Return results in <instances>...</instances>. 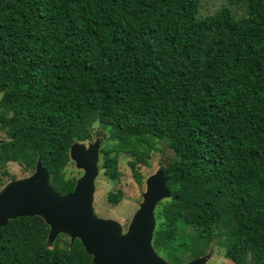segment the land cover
I'll return each mask as SVG.
<instances>
[{
	"label": "trees",
	"instance_id": "16d2710c",
	"mask_svg": "<svg viewBox=\"0 0 264 264\" xmlns=\"http://www.w3.org/2000/svg\"><path fill=\"white\" fill-rule=\"evenodd\" d=\"M241 1L235 19L226 6L198 18L200 0H0V183L7 162L40 160L56 192L72 191L70 146L95 125L115 141L112 180L120 152L155 139L170 153L157 254L184 264L216 244L264 264V0ZM48 232L38 215L8 220L0 264H94Z\"/></svg>",
	"mask_w": 264,
	"mask_h": 264
},
{
	"label": "water",
	"instance_id": "95a60500",
	"mask_svg": "<svg viewBox=\"0 0 264 264\" xmlns=\"http://www.w3.org/2000/svg\"><path fill=\"white\" fill-rule=\"evenodd\" d=\"M2 140H0V143ZM98 142L88 147L75 142L69 156L83 174L74 189L59 194L50 186V173L37 160L32 173L10 181L0 189V227L19 216L38 215L49 226L48 240L60 234L78 239L94 264H170L152 245L157 204L170 197L164 171L159 169L146 179V191L140 208L125 232L111 218L95 214L93 201L98 174ZM209 255L195 257L185 264H205Z\"/></svg>",
	"mask_w": 264,
	"mask_h": 264
},
{
	"label": "rangeland",
	"instance_id": "374dc122",
	"mask_svg": "<svg viewBox=\"0 0 264 264\" xmlns=\"http://www.w3.org/2000/svg\"><path fill=\"white\" fill-rule=\"evenodd\" d=\"M225 6L230 8L235 19L245 16L246 14L245 2L241 0H200L197 16L200 18L211 15L219 8ZM91 134L92 137L89 141L85 140L80 143L88 147L90 144L98 142V147L96 148L98 156V174L95 178L93 201L95 214L102 218H111L118 221L123 227V232H125L134 213L140 208V204L143 201V193L146 191V179L150 175L155 174L161 166L164 165L170 153L165 148H161V145L155 139H151L147 143H145L144 140V146L139 148V152L136 155L123 152L119 153L117 160L119 176L116 180H112L104 175V168L102 166L105 157L104 152L109 149V147H112L115 141L108 138V129L100 125H95L91 129ZM4 138L5 134L0 130V140ZM131 163L134 164L133 168L131 167ZM6 169L8 175L3 177L0 183V189L10 181L24 178L33 171L26 170L17 162L13 161L6 163ZM65 170L67 176H76L77 179L83 174V169L79 168L75 160L71 158ZM136 177H138L139 181H137ZM109 191L121 192L120 201L116 204L108 201L107 194ZM68 242L71 243L69 235L62 238L60 245L66 246ZM223 251V248L219 245H211L210 248L206 250V254L209 255V258L205 264H234L230 259L225 258ZM184 258L186 260L184 264L191 260L187 258L186 255H184Z\"/></svg>",
	"mask_w": 264,
	"mask_h": 264
}]
</instances>
